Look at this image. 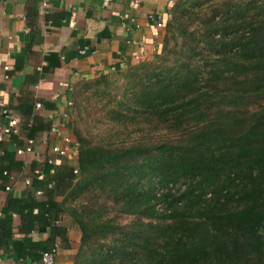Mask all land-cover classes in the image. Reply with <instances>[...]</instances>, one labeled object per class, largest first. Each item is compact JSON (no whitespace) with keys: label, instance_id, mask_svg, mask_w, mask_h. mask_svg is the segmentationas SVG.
<instances>
[{"label":"trees","instance_id":"16d2710c","mask_svg":"<svg viewBox=\"0 0 264 264\" xmlns=\"http://www.w3.org/2000/svg\"><path fill=\"white\" fill-rule=\"evenodd\" d=\"M191 6L177 0L164 22L160 60L169 35L182 40L173 66L142 62L73 92L81 116L86 94L110 97L122 77L108 114L127 138L94 142L73 126L79 176L39 205L77 227L74 264H264V1L192 30Z\"/></svg>","mask_w":264,"mask_h":264},{"label":"crops","instance_id":"0c3cea01","mask_svg":"<svg viewBox=\"0 0 264 264\" xmlns=\"http://www.w3.org/2000/svg\"><path fill=\"white\" fill-rule=\"evenodd\" d=\"M42 1L0 0V132L18 121V134L0 141V264H39L54 246L56 264H74L77 227L66 213L47 220L39 205L63 200L77 153L53 156L51 147L74 140L77 85L151 58L164 32L149 15L164 24L177 0ZM28 139L33 151L18 154Z\"/></svg>","mask_w":264,"mask_h":264},{"label":"rangeland","instance_id":"374dc122","mask_svg":"<svg viewBox=\"0 0 264 264\" xmlns=\"http://www.w3.org/2000/svg\"><path fill=\"white\" fill-rule=\"evenodd\" d=\"M249 0H189V4L193 5L192 7V19L193 23L190 26V30L198 29L205 17L211 15L216 10L221 11L223 8L227 7L228 4L236 3V2H246ZM264 1V0H261ZM162 31L165 32V26L162 28ZM170 41L168 42V48L165 54L163 55V61L160 60L161 54V45L162 39L158 42L156 46L155 54L144 61H140L134 65H138L139 63H154L155 65H159L161 62L167 66H173L176 63L178 58L179 47L181 45V37L178 35L175 37L174 35H169ZM176 38V39H175ZM127 68H124L125 70ZM116 73V72H114ZM112 84L107 90L110 93V97H101L100 95H92V93H88L84 96L83 102L81 105L86 108V110H81V116H78L74 112V103L72 104V122L75 129L84 136H88L94 142L105 141L106 139L113 137L116 139L115 143H123L127 141V138L119 137L116 132V128H113L112 122L113 120L109 117L108 110L111 109V95L115 96L116 99L119 98L117 93L123 86L124 80L122 77H117L114 74L111 75ZM114 104V102H113ZM161 133V134H160ZM157 134L164 135V131H159ZM134 134H132V138ZM79 176V173L77 174ZM127 217L118 218V222H122L123 224L128 222Z\"/></svg>","mask_w":264,"mask_h":264},{"label":"built area","instance_id":"2783aa9c","mask_svg":"<svg viewBox=\"0 0 264 264\" xmlns=\"http://www.w3.org/2000/svg\"><path fill=\"white\" fill-rule=\"evenodd\" d=\"M111 0H103L102 1V5L103 7H108L110 5ZM173 3L172 0L169 1V4L171 5ZM42 6L46 8L47 6V2L46 0L42 1ZM150 20L156 22V28L161 29L164 27L163 21H162V17L159 14L156 15H149ZM4 71L8 70L7 66L3 67ZM5 79H8L7 76H4ZM36 108L39 109L40 108V104L37 103ZM69 106L72 107V103H69ZM3 113H6V111H3ZM52 132H58L56 128H52L51 129ZM18 134V121L15 118H11L9 125L2 128L1 132H0V141L2 140L3 137L5 136H11V135H16ZM64 143L66 144L64 147H60V146H52L51 147V153L53 156H66L68 150H74L75 153H77L78 150V143L75 140H71L68 137H65L63 139ZM35 145V141L33 139H28L26 141V145L24 148L22 149H18L17 153L18 154H24V153H31L33 151V147ZM48 164H52L53 160L50 158L47 161ZM73 173L75 175H77L78 169H75L73 171ZM4 175H8V173L6 171L3 172ZM10 187H6V190H9ZM1 216V213H0ZM56 253H57V247L54 246L52 247L50 250L48 251H43L40 254V263L39 264H56Z\"/></svg>","mask_w":264,"mask_h":264}]
</instances>
